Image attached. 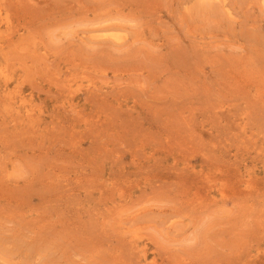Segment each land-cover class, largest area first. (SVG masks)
Returning a JSON list of instances; mask_svg holds the SVG:
<instances>
[{
  "label": "rangeland",
  "instance_id": "obj_1",
  "mask_svg": "<svg viewBox=\"0 0 264 264\" xmlns=\"http://www.w3.org/2000/svg\"><path fill=\"white\" fill-rule=\"evenodd\" d=\"M0 264H264V0H0Z\"/></svg>",
  "mask_w": 264,
  "mask_h": 264
},
{
  "label": "bare ground",
  "instance_id": "obj_2",
  "mask_svg": "<svg viewBox=\"0 0 264 264\" xmlns=\"http://www.w3.org/2000/svg\"><path fill=\"white\" fill-rule=\"evenodd\" d=\"M2 77H3V75H2ZM29 116V115H28ZM30 118V117H29Z\"/></svg>",
  "mask_w": 264,
  "mask_h": 264
}]
</instances>
